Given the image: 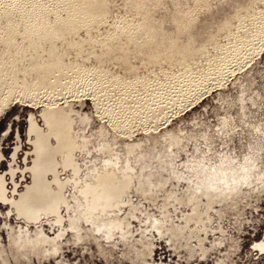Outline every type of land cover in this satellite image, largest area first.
<instances>
[{"label": "rangeland", "instance_id": "obj_1", "mask_svg": "<svg viewBox=\"0 0 264 264\" xmlns=\"http://www.w3.org/2000/svg\"><path fill=\"white\" fill-rule=\"evenodd\" d=\"M100 1L110 13L94 34L111 29L130 12L134 22H143L157 37L199 50L254 0ZM10 2L0 0V13ZM0 36L6 32L0 30ZM259 53L239 69L231 66L221 83H207L192 98L194 106L191 100L184 107L171 106L160 121H152L157 122L153 128L147 120L115 130L95 111L87 92L67 94L65 100L78 113L73 118L80 147L72 156L77 171L58 167L63 199L56 214L27 221L0 200V264H264V251L257 247L264 244V45ZM145 69L140 74L146 77L151 71ZM20 87L19 77L0 72V109L3 101H11L0 117V136L11 126L9 136L0 140V174L10 199L30 182L25 170L32 159L29 113L44 128L38 118L43 104L27 106ZM81 116L88 121L81 123ZM107 150L116 153L119 163L106 172L117 179L128 175L129 187L103 211L97 201L123 189L112 175L100 176L96 187L85 190L88 203L80 191L102 172ZM10 165L16 170L14 181Z\"/></svg>", "mask_w": 264, "mask_h": 264}, {"label": "bare ground", "instance_id": "obj_2", "mask_svg": "<svg viewBox=\"0 0 264 264\" xmlns=\"http://www.w3.org/2000/svg\"><path fill=\"white\" fill-rule=\"evenodd\" d=\"M109 13L107 3L100 0H11L0 13V30L6 32L5 37L0 36V72L20 78L18 90L27 106L37 109L43 104L39 117L47 130V142L53 140L55 154L65 158L70 168L78 149L77 137L70 138L77 134L73 115L78 113L65 100L67 94L87 92L95 111L106 116L115 130L134 122L160 121L171 106L184 107L190 100L191 104L207 83L226 79L231 66L241 67L242 62L260 54L264 45V0L239 8L232 22L199 50H187L157 37L143 22H134L130 12L117 18L111 29L94 34ZM145 67L152 76L140 74ZM59 99L64 100L62 106ZM1 104L0 117L10 110L11 101ZM81 120L88 121L85 116ZM107 151L110 154L101 173L105 176L113 175L105 168H116L119 163L116 153ZM123 179H129L128 175ZM112 201L97 204L102 207ZM48 204L45 199L31 204L22 201L13 209L19 218L36 221L41 215L57 213L58 202L55 213L36 211L49 208Z\"/></svg>", "mask_w": 264, "mask_h": 264}, {"label": "flooded vegetation", "instance_id": "obj_3", "mask_svg": "<svg viewBox=\"0 0 264 264\" xmlns=\"http://www.w3.org/2000/svg\"><path fill=\"white\" fill-rule=\"evenodd\" d=\"M39 111H38V118L41 120L39 117ZM77 115V114H76ZM83 117H79V121L83 123L81 120ZM75 119V118H74ZM42 121V120H41ZM75 126L78 124L76 119H75ZM43 125H45L43 123ZM74 126V128H75ZM9 129H11V126L9 125L5 130L3 131L4 133L0 136V140H2L5 137L9 136ZM27 136L29 138V142L32 145V155H31V164L30 166H26L25 170L29 173V179L30 182L25 188L22 190L21 193L18 194L17 197L9 198L7 196L6 192V184L4 180V175L0 174V200L3 201L5 204H8L11 209L15 212L16 211L13 209V206L20 203V202H27L31 204V202H39L41 199L48 200V205L49 208H44L43 210L40 208L36 211H49L52 213H55L56 209V204L57 202L62 203V185L59 183V178H58V167L62 168H70L66 164V159L61 158L60 156H57L55 154L54 146L55 143L53 140H48L47 142V130L44 128L40 127L36 116L34 113H29L28 115V122H27V130H26ZM6 136H5V135ZM74 136L77 137V141L80 139V135L75 133L70 135L71 140L74 138ZM15 142L16 139H19V135L14 138ZM76 141L77 148L79 149V144ZM48 143L49 145H46L45 143ZM1 146V144H0ZM17 148L15 147L14 153L12 158L14 159L16 153H17ZM2 146L0 147V165L3 161V155L1 153ZM13 150V149H12ZM10 159V158H9ZM105 160H102V163L104 164ZM102 172L96 177L95 182L91 181V183L86 184L84 188L80 191V194L82 197L87 201L88 203V198L85 196V190L89 187H96L98 185L99 177L102 176L101 173H103V169L106 166L105 164L102 165ZM8 168V167H7ZM73 172H76V168L71 167ZM9 175L13 179L15 178L16 175V170L12 167V165L9 166ZM113 182L117 184H122L123 189H120L118 191H114L112 193V196L109 200H116L122 196L124 191L129 187V179H123V176L120 179L115 178L114 175H112ZM36 183V184H35ZM52 185L55 186V188H52ZM17 187L14 184V190L13 193L17 192L16 191ZM98 195L101 196L102 192L98 190ZM13 196V195H12ZM105 196V194H104ZM210 204V203H209ZM104 206L105 210L110 207V205H101ZM55 207V208H54ZM24 211H29V209H25ZM25 212V213H26ZM260 251H264V244H259L257 245Z\"/></svg>", "mask_w": 264, "mask_h": 264}]
</instances>
